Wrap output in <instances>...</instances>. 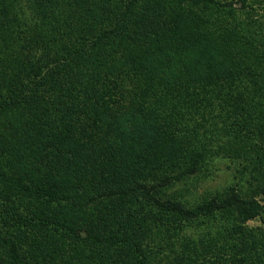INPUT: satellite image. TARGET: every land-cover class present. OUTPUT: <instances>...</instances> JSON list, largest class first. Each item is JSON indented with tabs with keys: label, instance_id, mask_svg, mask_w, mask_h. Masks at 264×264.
I'll list each match as a JSON object with an SVG mask.
<instances>
[{
	"label": "trees",
	"instance_id": "obj_1",
	"mask_svg": "<svg viewBox=\"0 0 264 264\" xmlns=\"http://www.w3.org/2000/svg\"><path fill=\"white\" fill-rule=\"evenodd\" d=\"M260 194L264 0H0V264H264Z\"/></svg>",
	"mask_w": 264,
	"mask_h": 264
},
{
	"label": "rangeland",
	"instance_id": "obj_2",
	"mask_svg": "<svg viewBox=\"0 0 264 264\" xmlns=\"http://www.w3.org/2000/svg\"><path fill=\"white\" fill-rule=\"evenodd\" d=\"M240 163L231 161L227 158L216 159L211 165V176L205 177L191 187L183 183H177L171 187L169 192L176 194L184 200L189 202L194 201L196 198L206 195L208 192L222 191L228 185L240 182ZM264 203V194L259 196ZM248 225L251 227L264 228V214L256 219L250 220Z\"/></svg>",
	"mask_w": 264,
	"mask_h": 264
}]
</instances>
